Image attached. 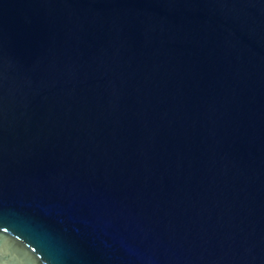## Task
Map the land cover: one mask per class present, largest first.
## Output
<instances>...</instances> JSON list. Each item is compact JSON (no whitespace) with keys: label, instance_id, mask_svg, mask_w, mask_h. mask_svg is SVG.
<instances>
[{"label":"water","instance_id":"95a60500","mask_svg":"<svg viewBox=\"0 0 264 264\" xmlns=\"http://www.w3.org/2000/svg\"><path fill=\"white\" fill-rule=\"evenodd\" d=\"M0 264H264V0H0Z\"/></svg>","mask_w":264,"mask_h":264}]
</instances>
